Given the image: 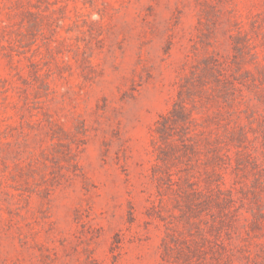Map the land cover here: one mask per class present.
Wrapping results in <instances>:
<instances>
[{
	"label": "rangeland",
	"instance_id": "1",
	"mask_svg": "<svg viewBox=\"0 0 264 264\" xmlns=\"http://www.w3.org/2000/svg\"><path fill=\"white\" fill-rule=\"evenodd\" d=\"M0 264H264V0H0Z\"/></svg>",
	"mask_w": 264,
	"mask_h": 264
}]
</instances>
